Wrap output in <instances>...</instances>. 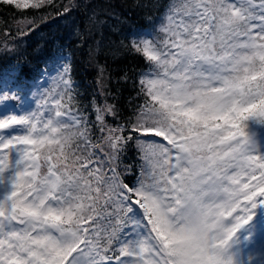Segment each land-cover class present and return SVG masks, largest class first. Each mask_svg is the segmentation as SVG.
Instances as JSON below:
<instances>
[{
	"label": "snow or ice",
	"instance_id": "snow-or-ice-1",
	"mask_svg": "<svg viewBox=\"0 0 264 264\" xmlns=\"http://www.w3.org/2000/svg\"><path fill=\"white\" fill-rule=\"evenodd\" d=\"M0 2L30 9L0 28V104L19 108L27 34L69 21L55 88L0 116V264H264L232 251L264 204V0H145L128 30L91 0Z\"/></svg>",
	"mask_w": 264,
	"mask_h": 264
},
{
	"label": "trees",
	"instance_id": "trees-1",
	"mask_svg": "<svg viewBox=\"0 0 264 264\" xmlns=\"http://www.w3.org/2000/svg\"><path fill=\"white\" fill-rule=\"evenodd\" d=\"M68 2V0H65ZM77 3L82 2V0H76ZM145 0H91L92 4L99 5L100 8L104 7H114L115 10L120 13L122 18H126L127 23L121 26L122 30H128L133 26H141L144 24L142 19L141 10L134 8L133 5L137 3H144ZM30 12V9H21L15 10L14 5L9 7L3 5L0 2V28L3 26L5 20L10 21V16L13 12ZM65 16L67 14L65 13ZM22 17L17 16V19ZM72 18L79 24L81 28L85 26V15L79 10L73 11ZM101 18L104 17V13L101 12ZM108 24L104 26L103 33L107 37L111 35L109 26L115 24L116 21L108 17ZM69 21L60 20L57 18L56 23H48L46 28H42L40 32L35 34L28 33L25 38V52L27 54V59L29 62L22 64L16 71V81L23 85L28 86V84L35 82L40 72L44 69H48L49 65L57 61L55 58V53L53 51L52 45L48 42L50 34H57L61 37L66 36L67 29L64 28V25ZM97 36L99 33L96 34ZM0 49H2V42H0ZM77 57L82 59L81 54L77 53ZM51 58V59H50ZM101 62L107 60V63L111 67H116L118 64L127 63L131 58H124L122 60L112 61L110 58H107L104 55V50H101V53L98 57ZM15 64V58L11 55H0V77L5 75L7 72L11 71V66ZM95 76V71L91 68L87 70L77 69L74 79L78 82V85L81 87V91L84 88H87L89 92L92 91V87L89 82L93 81Z\"/></svg>",
	"mask_w": 264,
	"mask_h": 264
},
{
	"label": "rangeland",
	"instance_id": "rangeland-1",
	"mask_svg": "<svg viewBox=\"0 0 264 264\" xmlns=\"http://www.w3.org/2000/svg\"><path fill=\"white\" fill-rule=\"evenodd\" d=\"M60 67V61L57 59L54 63L50 65V68L46 72L45 78L42 80L38 77L37 81L31 85V89L29 90V94L24 97L20 107L22 109L21 114H27L29 111L36 107L35 99L32 97L31 93L35 92H43L45 89L50 87L55 88L54 79L56 77V73ZM47 85L45 83H49ZM12 103L10 101L0 104V116H3L7 112L11 111L10 105ZM259 150L264 152V134H262L261 143L259 145ZM254 212L253 219L246 225H244L238 233L239 243L235 245L232 249L233 252L236 253V260L240 261L242 259V255L246 256L251 252H260L264 254V211L263 204H258L257 208L252 210ZM233 221L226 220L225 225H229ZM253 264V262H252Z\"/></svg>",
	"mask_w": 264,
	"mask_h": 264
}]
</instances>
